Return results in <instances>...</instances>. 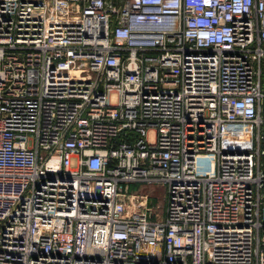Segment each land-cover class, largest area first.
I'll return each mask as SVG.
<instances>
[{
	"label": "built area",
	"instance_id": "2783aa9c",
	"mask_svg": "<svg viewBox=\"0 0 264 264\" xmlns=\"http://www.w3.org/2000/svg\"><path fill=\"white\" fill-rule=\"evenodd\" d=\"M0 264H264V0H0Z\"/></svg>",
	"mask_w": 264,
	"mask_h": 264
},
{
	"label": "rangeland",
	"instance_id": "374dc122",
	"mask_svg": "<svg viewBox=\"0 0 264 264\" xmlns=\"http://www.w3.org/2000/svg\"><path fill=\"white\" fill-rule=\"evenodd\" d=\"M110 100L114 103L116 101V95L112 94L110 96ZM148 137L150 140H153L154 132L150 131ZM129 191H140L148 194L153 204V211L151 215L155 218L161 217L164 204V186L158 183L134 182L129 183Z\"/></svg>",
	"mask_w": 264,
	"mask_h": 264
}]
</instances>
